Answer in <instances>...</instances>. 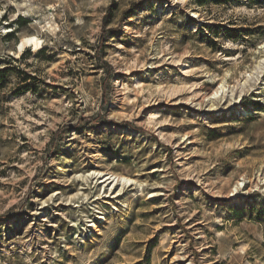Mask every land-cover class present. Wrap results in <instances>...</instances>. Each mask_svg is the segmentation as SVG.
<instances>
[{
	"label": "rangeland",
	"instance_id": "1",
	"mask_svg": "<svg viewBox=\"0 0 264 264\" xmlns=\"http://www.w3.org/2000/svg\"><path fill=\"white\" fill-rule=\"evenodd\" d=\"M263 57L264 0H0V264H264Z\"/></svg>",
	"mask_w": 264,
	"mask_h": 264
},
{
	"label": "bare ground",
	"instance_id": "2",
	"mask_svg": "<svg viewBox=\"0 0 264 264\" xmlns=\"http://www.w3.org/2000/svg\"><path fill=\"white\" fill-rule=\"evenodd\" d=\"M52 29V28H51ZM24 43H31V45H34V46H37L38 45V38L34 35H31V36H27V37H24L22 38L21 40V43L19 44L20 47L23 46ZM264 71V57L259 59L256 64L254 65L253 69H252V72L251 73H248L246 75V79H245V91L248 89V82L250 81V79H254V81H257L258 78L262 75V72ZM221 88V89H220ZM219 89H220V93L222 92L223 89V86L221 84V86L219 85ZM215 93L213 95H215L214 97L217 96V94H219V92L216 90L214 91ZM242 92V89L239 91V95L241 94ZM222 94V93H221ZM220 94V96H221ZM219 96V95H218ZM213 97V96H212ZM213 97V98H214ZM212 98V99H213ZM99 174V173H97ZM108 179H111V181L115 184H121V185H124V184H130L131 183V179L128 178V177H125V176H122V175H114V174H109V176H106ZM105 177V178H106ZM106 178V179H107ZM238 185L235 186L234 190L237 188Z\"/></svg>",
	"mask_w": 264,
	"mask_h": 264
}]
</instances>
